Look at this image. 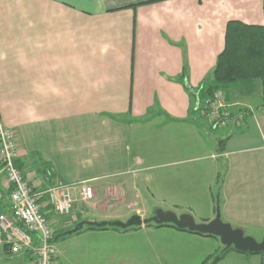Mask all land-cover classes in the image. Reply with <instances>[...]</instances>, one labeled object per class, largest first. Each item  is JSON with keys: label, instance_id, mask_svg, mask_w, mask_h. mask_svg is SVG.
<instances>
[{"label": "crops", "instance_id": "obj_1", "mask_svg": "<svg viewBox=\"0 0 264 264\" xmlns=\"http://www.w3.org/2000/svg\"><path fill=\"white\" fill-rule=\"evenodd\" d=\"M230 21L264 26V0H0V121L15 133L17 161L35 191L80 182L95 191L86 203L76 190L66 217L49 213L56 231L150 218L152 207L209 222L218 201L225 223L264 237L260 81L227 92L247 118L213 129L178 80L187 66L189 87L199 88ZM145 195L152 205L141 207ZM10 210L0 173V214ZM218 243L170 226H85L55 240V264H202ZM32 259L0 243V264ZM263 261L230 251L216 264Z\"/></svg>", "mask_w": 264, "mask_h": 264}, {"label": "built area", "instance_id": "obj_2", "mask_svg": "<svg viewBox=\"0 0 264 264\" xmlns=\"http://www.w3.org/2000/svg\"><path fill=\"white\" fill-rule=\"evenodd\" d=\"M197 108L200 109L199 118L206 120L213 129L229 123L239 125L250 114L245 109L234 112L222 92L198 101ZM16 159L15 133L0 121V173L6 178L11 201L10 213L0 214V243L13 255L32 251V264H55L58 255L56 229L49 213L68 216L76 190L86 203L94 199L95 191L88 182L58 183L47 191H35L17 168ZM43 197L47 198L45 205L40 202Z\"/></svg>", "mask_w": 264, "mask_h": 264}, {"label": "trees", "instance_id": "obj_3", "mask_svg": "<svg viewBox=\"0 0 264 264\" xmlns=\"http://www.w3.org/2000/svg\"><path fill=\"white\" fill-rule=\"evenodd\" d=\"M143 4L148 3H140L138 5H134L133 7L137 8L139 5ZM178 80L184 84L185 88L197 102L202 101L207 97L214 96L218 92H222L227 95V92L239 82L258 80L261 83L264 101V26L249 25L240 21H230L227 24L225 48L218 56L214 70L204 79L199 88L194 90L189 87L187 66L184 67L183 74L178 78ZM199 112L200 109L196 107V115H199ZM16 166L24 173L17 159ZM44 199L45 197H43L40 201ZM152 224L157 227L170 226L177 230L187 231L201 236L214 237L211 235H203L200 233L191 232L186 229H180L171 224ZM108 228L109 227H88V229L98 230H104ZM65 231L67 230H57L54 238ZM230 251H236L243 254L264 255L263 252L245 253L237 251L233 247L228 249L224 248V251L220 255L210 256L202 264H216L226 253Z\"/></svg>", "mask_w": 264, "mask_h": 264}, {"label": "water", "instance_id": "obj_4", "mask_svg": "<svg viewBox=\"0 0 264 264\" xmlns=\"http://www.w3.org/2000/svg\"><path fill=\"white\" fill-rule=\"evenodd\" d=\"M152 223L157 225L171 224L180 229H186L191 232L217 237L221 240L225 249L233 247L235 250L245 253H264V237L258 241L252 236H246L242 229L234 228L231 224L225 223L221 219L219 207H217L215 218L209 222L203 223H197L194 217L189 214L177 216L171 211H158L154 216L150 218H143L140 215H135L132 216L127 222L81 221L73 229L67 230L56 236L55 240L77 233L83 230L85 226L96 228L113 227L120 229H129L132 227H141Z\"/></svg>", "mask_w": 264, "mask_h": 264}, {"label": "rangeland", "instance_id": "obj_5", "mask_svg": "<svg viewBox=\"0 0 264 264\" xmlns=\"http://www.w3.org/2000/svg\"><path fill=\"white\" fill-rule=\"evenodd\" d=\"M208 132V131H207ZM209 133V132H208ZM210 135H215V134H213V133H209ZM219 135V134H218ZM140 186L141 187H143V184H142V182L140 183ZM144 191V190H143ZM218 190L216 189V188H214V194H215V199H217L218 198ZM218 200V199H217ZM145 204L143 203V204H141V207L142 206H150V205H152V201H151V199H150V197L147 195H145ZM219 203H218V201H217V203H216V206L217 207H219V205H218ZM216 207V208H217ZM154 207H152L151 209H150V212L152 213L151 215L152 216H154L158 211H164V209H162V208H158V209H153ZM123 209L124 208H119V209H115V210H113L112 211V213L113 214H118V213H124V211H123ZM123 211V212H122ZM217 211V210H216ZM173 213H175L177 216H181V215H183L182 213H180V211L178 210V211H176V212H173ZM184 214H189V215H191V216H193L194 217V215H192L191 213H184ZM135 215H137L136 213H133V215H131V217L132 216H135ZM66 217V216H65ZM130 217V218H131ZM129 218V219H130ZM195 218V220L197 221V223H199L198 221V219L196 218V217H194ZM129 219H123V220H126L125 222H127ZM120 222V221H119ZM121 222H123V221H121ZM244 231V230H243ZM244 234L246 235V236H250V233L249 232H244ZM255 238V237H254ZM219 239V238H218ZM256 239V238H255ZM259 241V240H258ZM218 250H216V251H212V252H214L213 254H221V252L224 250V245L222 244V242H221V240L219 239V243H218Z\"/></svg>", "mask_w": 264, "mask_h": 264}]
</instances>
